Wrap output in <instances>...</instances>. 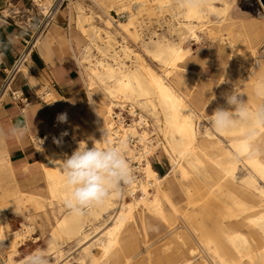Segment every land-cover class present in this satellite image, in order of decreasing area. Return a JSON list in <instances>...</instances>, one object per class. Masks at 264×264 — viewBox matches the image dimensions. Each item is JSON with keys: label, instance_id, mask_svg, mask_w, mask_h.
<instances>
[{"label": "bare ground", "instance_id": "1", "mask_svg": "<svg viewBox=\"0 0 264 264\" xmlns=\"http://www.w3.org/2000/svg\"><path fill=\"white\" fill-rule=\"evenodd\" d=\"M85 1L68 0L64 11L66 41L89 99L83 105L89 128H81L84 138L77 139L69 123L82 115L69 112L66 122L57 121L33 138L45 195L19 190L7 152L0 149V177L13 188L0 194V256L7 264H26L37 252L46 254L48 264H264V154L250 155L243 127L218 134L209 126L213 113L204 110L215 94L205 89L207 83L200 86L203 75L197 69L209 60L193 56L191 48L205 34L223 68L217 70L219 79L231 67L226 58L237 60L238 72L253 59L247 76L231 88L221 85V97L227 108L224 94L236 87L255 106L252 88L264 77V60H257L264 22L232 15L237 0H205L203 7L190 10L177 7L175 0H88L98 13ZM258 2L264 10V0ZM152 22L161 30L165 24L166 33L152 28ZM51 28L49 23L47 35L40 40L41 33L32 49L43 48L49 56ZM18 70L46 103L59 99L24 64ZM104 132L113 144L126 141L135 182L105 207L74 218L63 206L61 161L81 143L107 147L101 143ZM160 150L172 167L164 176L152 164ZM25 203L32 208L12 230L10 216L21 217ZM40 214L49 230L45 247L17 260L28 241L41 240L31 223V216ZM159 226L167 232L161 235Z\"/></svg>", "mask_w": 264, "mask_h": 264}, {"label": "crops", "instance_id": "2", "mask_svg": "<svg viewBox=\"0 0 264 264\" xmlns=\"http://www.w3.org/2000/svg\"><path fill=\"white\" fill-rule=\"evenodd\" d=\"M30 5L31 0H0V90L8 73L14 69L25 50V41L37 28L39 16L34 18L30 29L20 24L30 18L26 14ZM64 10L50 25L54 40L49 56L46 50L37 46L23 63L28 67L32 78L41 86L54 90L59 99L52 104L46 103L35 92L29 78L19 70L12 75L8 84L9 90L21 92L29 104H18L12 101L8 94L0 98V127L26 125L30 129L29 135L22 142L10 140L0 147L7 152L15 177L21 186H26L29 180H36L39 173L37 163L41 155L33 143V138L45 134L59 121L61 114L67 116L73 108L83 106L88 99L78 65L66 41L70 31L68 14ZM17 11L24 14L14 17L12 12ZM46 35L47 31L41 40Z\"/></svg>", "mask_w": 264, "mask_h": 264}, {"label": "clouds", "instance_id": "3", "mask_svg": "<svg viewBox=\"0 0 264 264\" xmlns=\"http://www.w3.org/2000/svg\"><path fill=\"white\" fill-rule=\"evenodd\" d=\"M175 2L177 7L190 10L203 7L205 0ZM241 96L242 93L236 87L231 93L224 94L228 107L216 108L208 124L218 134L243 127L252 148L250 155L264 154V77L258 79L252 88L255 106L249 103V99L244 101ZM212 98L215 99L214 96ZM58 120L66 122V114H61ZM29 132L26 125L0 127V147L10 140L22 142ZM106 135L104 132L101 143H107V147H99L94 142V146L89 148L81 143L71 156L66 155L61 161L63 190L66 194L63 206L74 218H82L94 209L105 207L135 182V174L127 159L126 141L113 144L105 140ZM54 142L60 144L55 138ZM26 264H48V260L45 253L37 252L28 257Z\"/></svg>", "mask_w": 264, "mask_h": 264}, {"label": "rangeland", "instance_id": "4", "mask_svg": "<svg viewBox=\"0 0 264 264\" xmlns=\"http://www.w3.org/2000/svg\"><path fill=\"white\" fill-rule=\"evenodd\" d=\"M249 4V5H246ZM251 4V5H250ZM86 8L88 6H91L95 12H99L98 9H96L92 3L90 2H85ZM113 14V16L116 19H119V15H116L115 11L111 12ZM232 15L234 16H244L246 19H251V20H260L262 22H264V10L262 9V7L259 5L258 0H237V4L234 7L232 13ZM121 16V15H120ZM233 16V17H234ZM127 17L123 18V19H119V21H125ZM213 18H215V16H213ZM149 21V20H147ZM152 28L156 27L159 30V33H166L167 27L165 24H163L162 30L161 28H158V24L156 22H152ZM202 36V40L199 43L196 42H191V48H192V53L193 56H197L198 54L202 55V59L203 61L209 60V62L207 64H199V68L198 72H200V74L203 75V78H200V83H202V85H200L201 87H203L204 83H207V87L205 89L207 90H212L214 92V101L204 110V112L206 114H212L214 113L215 109L218 107H224V101L222 102V93H221V85H223L225 83V85L229 86L230 88L233 87V84L237 81V79L240 76L249 74L250 72V66L252 64V62L254 63V60L252 59L251 61H249L248 66H246L245 68H243V70L240 72H238L237 67V60L235 58L233 59H229L226 58L225 62H227V64L231 65V67H227L228 68V72H224V76L223 78H221L223 80V82H221L219 79V75L217 70H223L222 66L220 65V61L218 59L217 56L211 54L213 49H212V44L210 42V40L207 39V37L205 36V34L201 33ZM133 48L137 49L136 46L133 45V43H131ZM139 51V50H138ZM73 56V55H72ZM257 60L258 61H263L264 60V44L259 48V52L257 55ZM255 60V62L257 61ZM152 66H154V64H152V62H149ZM195 68V67H194ZM193 68V69H194ZM206 82H204V81ZM207 90H205V93H207ZM202 93V92H200ZM224 99V98H223ZM89 102V99L86 100V103ZM88 108L85 106H81L78 108H73L72 112L75 113H79V115H82L79 118H74V116H76V114L71 118V123H69L70 126V130H76L72 133L76 135L77 139H82L84 138L81 135V128L85 127V128H89L87 120L85 119V116L87 114ZM79 120V121H78ZM77 122L80 124L81 127H79L77 125ZM205 123V122H203ZM206 124V123H205ZM90 141V140H89ZM42 157H46V154L43 153ZM152 164L154 166V168L159 172L160 175L164 176L167 174H170V172L172 171V167L170 165V162L168 160V158L166 157V155H164V153H161V150L158 151L156 153L155 156L152 157ZM37 179L36 180H29L26 186H21V184L17 181V186L19 187V190L21 192H25V193H39V194H44L45 195V183L42 181L41 177H39V175L37 174ZM17 179V178H16ZM175 180V179H173ZM32 185V186H30ZM30 186V187H29ZM33 191V192H32ZM8 194L9 193H13V188L8 186V182L7 180L3 179L0 177V194ZM177 196V194H176ZM30 209L32 208V205L29 203H25V206L23 208L24 212L21 215V217H16L15 215L10 216V218H12L11 220V228L12 230H17L19 228V223L21 220H23L24 217H26V209ZM32 218V224H34L36 226V228L38 229V232L36 233V235L40 236V241L37 244H34L32 241H28L26 243L25 246H23L20 249V256H18V258H16L17 260H20L21 258H24L25 256H27L29 253H31L33 250H37V248H43L45 247V241L47 239L49 230L46 227L47 224L45 223L42 214L37 215V216H31ZM160 231H161V235L165 234L167 232L166 228H163L162 226L160 227ZM35 237V235L33 236ZM154 235L150 233V239L151 241H153Z\"/></svg>", "mask_w": 264, "mask_h": 264}, {"label": "built area", "instance_id": "5", "mask_svg": "<svg viewBox=\"0 0 264 264\" xmlns=\"http://www.w3.org/2000/svg\"><path fill=\"white\" fill-rule=\"evenodd\" d=\"M43 1L44 0H31V5L26 10V14H28L30 16V18L20 22L21 25H24L27 29H30L32 27V22L34 21V18L39 16V22H38L36 30L25 41V50L23 51V53L21 54V56L17 60V63L15 65L14 69L11 70L10 73H8V75H7L5 83L0 90V98H2L5 95L4 89L7 88V86H9L8 84L10 82L12 75L18 71V66L20 64H23L26 61L29 54L31 53V51H33L35 49V48L34 49L31 48V47H33V42L42 33V35L39 36V39L41 40V38L46 33V29H47L48 24L50 23V25H51V23L53 22L55 17L60 12H62L68 4V0H51V3L43 6L42 5ZM45 2H46V0H45ZM12 13H13L14 17L19 16L21 14H24V12L21 13L19 11L12 12ZM123 18H125L124 15L119 16V19H123ZM7 94H8V96L11 97L12 101H14L18 104H24L25 106H27V104H29L27 99H25L23 97V94L19 91L8 90ZM116 112L118 114H120L119 110H116ZM122 114H123V117L125 116L124 121H126L127 123L128 122L130 123L131 119H130L128 112L124 111ZM0 264H7V260H6L5 256H0Z\"/></svg>", "mask_w": 264, "mask_h": 264}]
</instances>
